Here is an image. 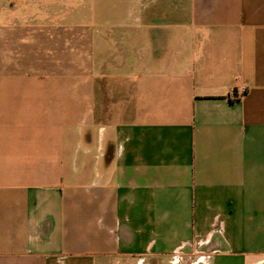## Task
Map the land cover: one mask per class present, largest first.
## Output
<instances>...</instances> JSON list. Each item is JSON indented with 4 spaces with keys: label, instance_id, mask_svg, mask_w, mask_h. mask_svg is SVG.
<instances>
[{
    "label": "crops",
    "instance_id": "obj_1",
    "mask_svg": "<svg viewBox=\"0 0 264 264\" xmlns=\"http://www.w3.org/2000/svg\"><path fill=\"white\" fill-rule=\"evenodd\" d=\"M0 264H264V0H0Z\"/></svg>",
    "mask_w": 264,
    "mask_h": 264
}]
</instances>
